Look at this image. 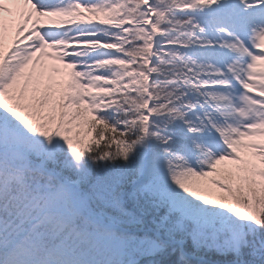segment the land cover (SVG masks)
Returning a JSON list of instances; mask_svg holds the SVG:
<instances>
[{
    "label": "snow or ice",
    "instance_id": "obj_1",
    "mask_svg": "<svg viewBox=\"0 0 264 264\" xmlns=\"http://www.w3.org/2000/svg\"><path fill=\"white\" fill-rule=\"evenodd\" d=\"M0 264H264V0H0Z\"/></svg>",
    "mask_w": 264,
    "mask_h": 264
}]
</instances>
